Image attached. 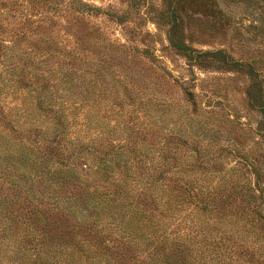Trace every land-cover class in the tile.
<instances>
[{"label":"rangeland","instance_id":"obj_1","mask_svg":"<svg viewBox=\"0 0 264 264\" xmlns=\"http://www.w3.org/2000/svg\"><path fill=\"white\" fill-rule=\"evenodd\" d=\"M172 42L221 51L243 69L216 60L193 63ZM249 65L263 94L264 0H0L5 130L27 129L20 123L29 121L43 129L47 118L55 117L53 110L68 101L63 114L70 121L71 142L86 133L83 144L111 154L125 141L131 159L154 174L163 191L177 178L199 179L215 189L232 180L262 196L246 211L237 207L240 200L228 204L210 224L208 213L192 218L190 203L176 212L182 218L168 231L187 237L175 246L196 264H264V99H252ZM34 75L50 95L46 108L15 117L26 94L36 105L24 87ZM14 90L19 92L12 95ZM240 159L253 164L259 178L245 173ZM77 165L82 180L86 172L94 174L88 162ZM145 200L134 198L147 210Z\"/></svg>","mask_w":264,"mask_h":264},{"label":"trees","instance_id":"obj_2","mask_svg":"<svg viewBox=\"0 0 264 264\" xmlns=\"http://www.w3.org/2000/svg\"><path fill=\"white\" fill-rule=\"evenodd\" d=\"M172 44L193 63L216 60L239 69L244 66L230 63L221 51L203 52ZM248 67L254 78L252 99L260 103L264 93L254 67ZM6 87L11 89L9 84ZM24 87L26 92L34 94L36 105L28 101L32 99L26 94L21 106L15 107V117L28 114L29 110H43L50 96L36 75ZM18 92L14 90L12 95ZM65 104L68 101L62 102L65 108L58 110L47 106L54 109L55 117L47 118L48 126L43 129L36 121L20 123L27 129L13 126L5 130L0 123V264H196L193 257L181 255L175 246L187 242V237H175L168 231L182 218L176 217V212L190 203L192 218L199 220L208 213L210 224L228 204L240 200L237 207L246 211L251 209L252 201L262 197L256 195L255 187L250 189L244 181L233 183L232 180L215 189L200 183L199 179L192 183L189 179L177 178L173 187L163 191L164 186L156 183L154 174L141 171L139 162L131 159V148L125 146V141L115 145L111 154L90 149L88 142L83 144L86 133L71 142L70 121L63 114V108L64 112L67 110ZM36 130H39L37 134ZM79 160L95 169L93 177L86 172V180H82L78 174ZM113 160H117L116 168L107 165ZM239 163L245 173L259 178L253 164L244 159ZM133 191L150 203L149 209L134 201L140 197L134 196ZM252 212L260 214L255 208ZM246 232L241 237L245 243Z\"/></svg>","mask_w":264,"mask_h":264}]
</instances>
